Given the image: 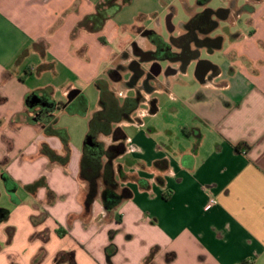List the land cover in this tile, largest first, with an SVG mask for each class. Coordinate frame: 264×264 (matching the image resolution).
<instances>
[{"label":"crops","instance_id":"crops-1","mask_svg":"<svg viewBox=\"0 0 264 264\" xmlns=\"http://www.w3.org/2000/svg\"><path fill=\"white\" fill-rule=\"evenodd\" d=\"M102 1L0 0V187L13 202L0 220V247L12 256L0 254V264H31L41 249L47 254L42 264H54L60 252L72 253L75 264H264V0L246 7L248 26L228 45L199 31L200 39L212 42L200 46V57L184 72L181 61L162 63L153 90L143 93L130 119L116 125L126 135L120 157H129L125 163L115 160L117 181L130 198L106 209L100 194L86 214L82 150L69 136L68 164L52 161L43 147L65 156L64 144L31 122L27 97L46 96L44 90L50 89L53 101L66 103L79 94L73 90L86 91L98 80L112 82L110 72L128 46L152 54L159 42L152 35L172 45L190 31L186 25L168 41L137 21L119 25L117 15L132 0L100 32L74 34ZM171 18L169 31L174 32ZM148 30L153 34L143 36ZM137 35L143 38L139 45ZM192 48H197L194 43ZM205 48L222 52L223 60L203 59ZM173 51L179 53L181 46L174 44ZM201 62L216 72L199 74ZM194 63L195 76L180 84L183 92L176 89L172 79L189 77ZM128 77L123 74L124 82ZM156 91L174 101L183 96L182 107L168 111L181 116L179 123L156 122L162 109L153 99ZM143 104L148 109H141ZM148 115L156 118L146 122L142 118ZM42 179V187L28 190ZM212 199L217 203L210 206ZM42 211L47 218L34 226L31 218ZM43 231L48 242L30 240ZM110 246L116 251L108 257Z\"/></svg>","mask_w":264,"mask_h":264},{"label":"rangeland","instance_id":"rangeland-1","mask_svg":"<svg viewBox=\"0 0 264 264\" xmlns=\"http://www.w3.org/2000/svg\"><path fill=\"white\" fill-rule=\"evenodd\" d=\"M255 3V0H134L130 6L125 7L123 11L117 15L115 22L119 25L121 24L132 26L137 21V23H142L148 29L156 30L159 33L161 32L162 36L170 41L172 37L179 36L184 31L185 26L196 15L202 14L206 10H212L215 12H218L220 10H231V15L226 20L216 18L215 21L218 20L219 26L211 31L210 34V37L214 38L213 40H216L218 38L222 40L225 39V41L227 42L226 45H228V43L234 39V35L238 33V31H242L248 26V19L250 18V15L245 12V9L248 5H255ZM170 16H172L170 23L175 27L174 32L169 31L168 23ZM127 35L135 38V35L131 32H128ZM142 41L143 38L140 35H137L136 43L139 45V43ZM127 51L131 53L130 46H128ZM132 57L130 56L129 59H131ZM202 58L212 60L213 62H220L223 60L222 52L218 51L211 54L206 48L204 54L202 55ZM127 63V59L124 58V55H121L115 61L114 67H117L118 65L125 66L127 65ZM167 67L168 64H165L164 69L166 70ZM196 69L197 63H194L188 69L189 77L186 76L188 74H181L173 78L172 82L176 86L175 88H180L183 92L184 86L180 84L190 81V79L195 76ZM130 78L131 77H128L126 80L129 81ZM107 84V87H109V90L112 91L114 96L120 98L119 102L121 105L125 103L124 98H126L127 95H133L132 92L128 93L130 88L125 84L124 81L121 83H114L111 82V80H109L108 78ZM73 92H77L79 94L77 96H70L66 98V106L63 109L58 110L56 112V115L58 117L59 127L64 129L68 133V135L71 137V141L84 153L85 142L90 132L91 121L94 118V115L99 107L101 109V91L96 82V84H94L92 87L87 88L86 91L80 92L78 90H73ZM141 93L143 94L145 93V91L142 90ZM153 96V99L158 98L160 100V105L162 107L161 112L156 114L160 116V118L157 119L156 122H159L161 124L163 122L165 124H176L181 121V116H172L168 111L171 107H182L183 96L177 97L175 101L172 97L167 96V94L165 93H160L159 91H156ZM144 107H146L144 104L141 105V109H143ZM137 115L138 114H135V116H133L134 119L137 117ZM156 115H148L146 117H143L142 119L146 120V122H151L150 120H152V118H156ZM97 138L98 141L103 145L105 150H108L110 145L113 143V139L111 137L105 136L104 134L98 135ZM128 158L129 157L127 156H124L122 158L120 157L117 159V161L125 163ZM106 161L107 158H103L101 160L103 165L106 163ZM113 165L115 169V178L118 180L120 167L115 165V160L113 161ZM127 169H129V167ZM83 182L85 184L84 188L87 193L89 189L88 183L84 180ZM99 186L100 189L101 187H103L102 182H99ZM12 208L13 202L11 195L7 193L5 186L4 188L0 187V220H3L2 215L7 212L6 210L8 209L9 211ZM9 232L12 234L14 232V229L9 230ZM39 234L41 237H44V233ZM48 237L50 239V236ZM41 250L38 251V253L32 258L31 264H42L46 261V251L44 256L39 257ZM0 254H8V259L11 260L12 253L4 250L1 247ZM65 258L69 259L68 256H66Z\"/></svg>","mask_w":264,"mask_h":264},{"label":"trees","instance_id":"trees-1","mask_svg":"<svg viewBox=\"0 0 264 264\" xmlns=\"http://www.w3.org/2000/svg\"><path fill=\"white\" fill-rule=\"evenodd\" d=\"M131 1L132 0H103L97 6V10L94 15L83 19L76 26L74 34L82 29L95 33L100 32L103 29L104 24L115 14L119 13L123 6L130 4ZM201 15L202 14L196 15L190 22L200 19ZM189 23L187 24V26H189ZM154 37L159 39V42L158 44L156 43V45L164 44L163 40L156 35H154L151 39H154ZM218 40H220V38L214 40V42H217ZM113 73L114 71L110 72V74ZM28 75L29 73L26 72V76ZM97 85L101 91V109L95 113L94 118L91 121L90 132L87 136V139H93V135L104 134L105 136L111 137L113 139V143L110 145V152H108L106 156H99V158H95L90 153L92 149L90 148L91 146L86 145V139L85 150L80 164L81 180L86 181L89 186L84 200V208L86 214L91 213V211L93 210L94 202L100 194L106 209L115 207L122 201L128 200L131 196V192L128 189L119 188V183L115 178L113 161L120 157L126 150V135L123 129H121L120 127H116V125H118L125 119H128V117L136 110V107H133L130 104V99H128L127 101L125 100V103L121 105L119 102L120 98L115 97L112 91L109 90L106 80H98ZM44 93V95L46 96H40L36 93L29 95L26 99V107L28 111L32 112L33 114L31 118L32 123L42 124L44 127L45 135L58 137L64 144L65 156L57 155L54 151L47 148L46 146L43 147V152L46 153L52 161L66 166L70 160L71 154L69 135L64 129L56 127L58 119L55 116L56 112L63 109L66 104L53 101L49 96V94H51L50 89L44 90ZM151 104L152 108L155 109L156 102L152 101ZM103 158H107V161L104 165L101 162ZM99 182H102L103 187H101V189L99 186ZM44 184L45 182L42 179L28 186L27 188L28 190L34 192ZM46 218V211H42L39 216H33L31 218V222L34 226H37L42 224ZM61 229L62 228H59L57 230V234L58 236L63 237ZM43 233L44 237H41L38 233L34 234L31 239H41L44 243L48 242V231H45ZM115 251L116 249L114 246L108 247V257H111L115 253ZM44 254L45 250L42 249L39 257L44 256ZM66 256H68L69 259H66ZM55 264H75L73 260V254L69 252L58 253L55 258Z\"/></svg>","mask_w":264,"mask_h":264},{"label":"flooded vegetation","instance_id":"flooded-vegetation-1","mask_svg":"<svg viewBox=\"0 0 264 264\" xmlns=\"http://www.w3.org/2000/svg\"><path fill=\"white\" fill-rule=\"evenodd\" d=\"M231 14V10L228 11H212L206 10L202 13L200 19L192 21L187 26L190 31L187 35L179 38L178 40L174 41L172 45H179L181 46V51L176 53L173 51V46L170 43H164L162 45H158L156 49L153 51L152 54H143L140 52L136 44H133L131 48V53L127 52L124 54V58L127 59V65H118L116 70L113 74H111L112 82L113 80L119 81V83L123 82V74L128 73L131 77L128 82H125L127 86H129V92H132V96H127L124 100L130 99V104L133 107L138 108V106L144 100V96L141 93L142 90L151 92L153 90L152 83L153 81L160 75L157 73H162V63L164 62H178L181 61V71L184 69L186 64L190 62L194 58L200 57V46L204 44H210L212 41L207 39V37H203L200 39L199 31L205 34L216 29L219 24V18H228ZM154 35L151 36V38ZM155 39V37H154ZM218 40L217 42H219ZM193 43L196 45L197 48H192ZM134 54H139L138 58L134 57ZM132 57L129 59V57ZM144 66H148L146 68ZM215 68L209 66L208 64L201 62L199 65V74L203 73H212L214 74L216 70ZM171 73L177 71H170ZM112 106V104H111ZM98 135H93V143L90 148L91 155L95 158H99V156H106L110 149L105 150L103 145L98 141ZM5 214L2 215L4 217Z\"/></svg>","mask_w":264,"mask_h":264},{"label":"water","instance_id":"water-1","mask_svg":"<svg viewBox=\"0 0 264 264\" xmlns=\"http://www.w3.org/2000/svg\"><path fill=\"white\" fill-rule=\"evenodd\" d=\"M152 34H153V32L148 30V31H145V32L143 33V36H150V35H152ZM147 54H151V53H147ZM147 54H146V55H147ZM188 64H189V62L186 64V66L184 67V69L182 70V72H184V71L186 70ZM160 74H161V72L157 73V75H160ZM92 144H94V143H93V139H92V138H88V139H87V142H86V145H87V146H91Z\"/></svg>","mask_w":264,"mask_h":264},{"label":"built area","instance_id":"built-area-1","mask_svg":"<svg viewBox=\"0 0 264 264\" xmlns=\"http://www.w3.org/2000/svg\"><path fill=\"white\" fill-rule=\"evenodd\" d=\"M216 203H217L216 200L214 199L210 200V206L215 205Z\"/></svg>","mask_w":264,"mask_h":264}]
</instances>
